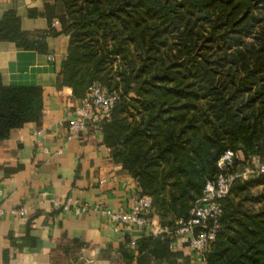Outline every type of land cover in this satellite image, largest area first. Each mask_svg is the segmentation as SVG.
Listing matches in <instances>:
<instances>
[{"label":"trees","instance_id":"1","mask_svg":"<svg viewBox=\"0 0 264 264\" xmlns=\"http://www.w3.org/2000/svg\"><path fill=\"white\" fill-rule=\"evenodd\" d=\"M43 3L48 33L69 36L58 85L79 100L95 86L118 93L100 123L104 143L163 225L189 217L226 150L245 156L229 171L264 161V0ZM0 41L46 47L15 10L0 18ZM43 110L40 85H7L0 73V140ZM222 206L206 263L264 264V172L237 179ZM139 248L166 264H191L167 238L144 235Z\"/></svg>","mask_w":264,"mask_h":264},{"label":"crops","instance_id":"2","mask_svg":"<svg viewBox=\"0 0 264 264\" xmlns=\"http://www.w3.org/2000/svg\"><path fill=\"white\" fill-rule=\"evenodd\" d=\"M8 10H15L21 28L46 47L25 49L0 41L3 82L40 85L44 95L40 120L14 128L0 140V264H141V257L142 264H166L143 255L142 237L131 229L117 230L99 210H129L141 188L113 160L102 130L94 125L79 136L69 134L68 119L81 101L71 87L57 83L69 36L48 33L43 0H0V18ZM55 199L69 209L56 208ZM24 205L27 215L12 212ZM80 205L87 211L77 213ZM134 237L135 246L130 243ZM172 249L189 255L191 264H207L188 247Z\"/></svg>","mask_w":264,"mask_h":264},{"label":"built area","instance_id":"3","mask_svg":"<svg viewBox=\"0 0 264 264\" xmlns=\"http://www.w3.org/2000/svg\"><path fill=\"white\" fill-rule=\"evenodd\" d=\"M58 25V21L54 22ZM119 95L116 92H109L101 86L91 89L87 97L81 99L80 105L75 109L74 115L68 119L70 136H79L82 132L95 125L102 130L101 121L111 116ZM42 131H36L41 135ZM235 160H245L241 150H226L219 159L220 172L215 179L209 180L204 188L203 194L198 198L190 210L187 219H177L174 226L163 225L160 220L156 221L151 216L152 199L149 195L137 194L129 210L112 211L99 207L101 213L106 215L116 226V229H131L138 237L152 235L154 237L167 238L171 241V247H188L204 263L206 253L215 241L219 221L223 213L222 201L230 193L234 182L237 179L246 180L254 174L264 172V161L254 158L252 165L242 172L229 171V167ZM54 206H63L69 209V204H62L57 199L53 200ZM86 205L75 208L77 213L87 211ZM14 214L25 216L29 210L27 206H21L12 210ZM4 209L0 204V217ZM138 238L131 240L135 246Z\"/></svg>","mask_w":264,"mask_h":264},{"label":"rangeland","instance_id":"4","mask_svg":"<svg viewBox=\"0 0 264 264\" xmlns=\"http://www.w3.org/2000/svg\"><path fill=\"white\" fill-rule=\"evenodd\" d=\"M251 163H249V165H250ZM248 163L246 164V165H240L238 168H237V170L236 171H238V172H242V171H244V170H246L247 168H248Z\"/></svg>","mask_w":264,"mask_h":264},{"label":"water","instance_id":"5","mask_svg":"<svg viewBox=\"0 0 264 264\" xmlns=\"http://www.w3.org/2000/svg\"><path fill=\"white\" fill-rule=\"evenodd\" d=\"M132 95H134V93H132Z\"/></svg>","mask_w":264,"mask_h":264}]
</instances>
